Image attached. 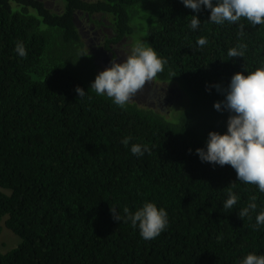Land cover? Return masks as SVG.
<instances>
[{
    "label": "trees",
    "instance_id": "1",
    "mask_svg": "<svg viewBox=\"0 0 264 264\" xmlns=\"http://www.w3.org/2000/svg\"><path fill=\"white\" fill-rule=\"evenodd\" d=\"M57 1L0 0V232L4 224L21 239L0 252V264H241L264 255V224L256 223L264 193L196 153L206 150L209 132L227 131L215 85L226 89L235 73L264 67V26L216 25L209 9L196 13L182 0ZM77 11L85 26L108 18L100 44L107 49L134 35L153 48L167 61L155 79L178 82L190 107L182 103L178 116L171 109L179 105L169 113L135 101L121 108L91 90L96 42L82 37ZM242 44L243 57L228 56ZM133 144L150 151L134 155ZM229 191L239 200L225 209ZM145 203L167 212L166 229L152 240L124 212Z\"/></svg>",
    "mask_w": 264,
    "mask_h": 264
},
{
    "label": "clouds",
    "instance_id": "2",
    "mask_svg": "<svg viewBox=\"0 0 264 264\" xmlns=\"http://www.w3.org/2000/svg\"><path fill=\"white\" fill-rule=\"evenodd\" d=\"M182 3L196 13L201 11L202 6L209 9L208 21L216 25H223L225 22L237 24L242 19H246L253 27L264 26V0H216L215 5L213 0H182ZM47 5L49 4L47 3ZM200 22L198 16L194 15L190 27L195 30L199 27ZM76 23H78L77 19ZM239 29L242 35L244 25L239 24ZM99 43H95L96 48ZM207 43L206 37H198L197 45L199 47H203ZM101 46L102 49H107L105 46ZM246 47L247 45L242 44L230 48L228 56L243 57ZM107 50L112 51L113 55L109 57V54L103 50L95 53V50L93 51L95 65L96 59L101 54L106 56V59L101 61V65L105 68L99 69V73L95 69L96 77L91 83L90 89L97 95H106L117 106L123 108L131 101L144 103L151 86L157 82L173 84L179 89V83L176 81L168 83L155 79L157 74L164 70L167 61L158 57L150 46L137 42L133 46L131 54L123 61H119L116 51ZM15 51L20 57L27 56L22 42L16 44ZM98 53L101 54L98 55ZM105 60L109 61L108 65ZM215 87L224 93V100L216 102L214 108L217 111L226 110L229 113L227 131L224 134L216 131L209 132L206 150L198 148L196 153L202 162L220 166L230 165L236 171L239 181L254 184L258 186L260 192L264 193V67L257 68L247 75L242 72L235 73L226 89H221L219 84ZM179 90L181 91V89ZM76 92L79 97L85 95L84 89L79 86L76 88ZM186 96L189 95L185 94ZM129 139L130 137H126L122 143L127 146ZM145 151H150L146 145L133 144L131 146V152L134 155L142 156ZM251 199L255 201L256 197L253 196ZM238 200L239 197L229 191L228 199L224 202L223 207L231 209ZM256 207L254 202L250 203L248 207L239 211L238 216L240 218L248 216L249 212L255 210ZM110 210L113 219L120 222L121 217L116 210L111 207ZM124 212L128 214L127 219L131 221L132 226H138L140 235L145 240L155 239L168 225L166 210L158 209L154 203H145L134 214L130 213L127 208L124 209ZM256 223L257 225L264 224V211L256 216ZM241 264H264V255L248 254Z\"/></svg>",
    "mask_w": 264,
    "mask_h": 264
},
{
    "label": "rangeland",
    "instance_id": "3",
    "mask_svg": "<svg viewBox=\"0 0 264 264\" xmlns=\"http://www.w3.org/2000/svg\"><path fill=\"white\" fill-rule=\"evenodd\" d=\"M44 1L48 3L49 6L51 7H56V2L59 3L57 0H44ZM98 19L99 20L97 22L87 23V25L89 24L90 25L85 26L83 24L84 23L83 16L77 17L78 26L81 28L80 29L81 35L82 37L87 39V42L86 41L85 42L89 45L93 39L96 42H98V39L100 40V43L98 44L97 48L96 46H93L92 48V51L95 50L94 53L96 51L102 50V46L100 44L102 43V41L106 39L108 33L107 30H110L107 27L110 24L108 18L99 17ZM100 20H103L102 24L100 23ZM86 21H88V19H86ZM95 36L97 38H94ZM134 38H136L135 35L134 37H124L117 43L111 44V49L118 53L119 61L125 60L127 56L131 54V50L133 46L136 45L137 42H139V41H135ZM185 94L186 93L181 92L176 85L173 84L169 85L162 82H157L156 84L151 86V89L144 100V104H149L154 107H156L157 105L165 113L170 112V107L172 105H179L178 110L171 109V111L175 113V116H178L183 111L182 103L185 104L187 107H190L191 105L190 102L191 98L189 96L185 97ZM20 241L21 239L18 235L13 233L11 230L5 227L4 224H2V230L0 232V252H6L13 249L18 245Z\"/></svg>",
    "mask_w": 264,
    "mask_h": 264
},
{
    "label": "flooded vegetation",
    "instance_id": "4",
    "mask_svg": "<svg viewBox=\"0 0 264 264\" xmlns=\"http://www.w3.org/2000/svg\"><path fill=\"white\" fill-rule=\"evenodd\" d=\"M80 14H81V12L80 11H78L77 13H76V15H78V16H80ZM90 25V24H89ZM89 25H87L86 24V26H89ZM90 28V27H89ZM111 35V34H110ZM94 38H97L96 36L94 37ZM94 42H96L94 39L92 40V43H94ZM98 42H100V40L98 39ZM104 52H106L107 54H109L110 56H112L113 55V52L112 51H110V50H107V49H105V48H103L102 49ZM99 54H101V53H98V55ZM99 58L98 59H96V69L98 70V73H99V69H102V68H105V66H102L101 65V61H102V59H106V56H104V55H102L101 54V57L100 56H98ZM162 109H163V107H162Z\"/></svg>",
    "mask_w": 264,
    "mask_h": 264
},
{
    "label": "water",
    "instance_id": "5",
    "mask_svg": "<svg viewBox=\"0 0 264 264\" xmlns=\"http://www.w3.org/2000/svg\"><path fill=\"white\" fill-rule=\"evenodd\" d=\"M109 57H110V55H109ZM109 57H108V58H109ZM105 63L108 65L109 61L105 60Z\"/></svg>",
    "mask_w": 264,
    "mask_h": 264
}]
</instances>
